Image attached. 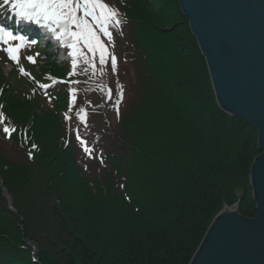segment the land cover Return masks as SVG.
I'll return each mask as SVG.
<instances>
[{
  "label": "trees",
  "instance_id": "1",
  "mask_svg": "<svg viewBox=\"0 0 264 264\" xmlns=\"http://www.w3.org/2000/svg\"><path fill=\"white\" fill-rule=\"evenodd\" d=\"M114 3L125 30L115 57L133 74L116 127L105 126L103 167L77 164L60 91L48 108L2 90L0 177L15 213L0 188V264H189L223 205L255 215L257 135L217 106L177 0Z\"/></svg>",
  "mask_w": 264,
  "mask_h": 264
},
{
  "label": "water",
  "instance_id": "2",
  "mask_svg": "<svg viewBox=\"0 0 264 264\" xmlns=\"http://www.w3.org/2000/svg\"><path fill=\"white\" fill-rule=\"evenodd\" d=\"M221 110L257 134L250 169L253 218L223 208L189 264H264V0H177ZM2 181L0 180V184Z\"/></svg>",
  "mask_w": 264,
  "mask_h": 264
},
{
  "label": "rangeland",
  "instance_id": "3",
  "mask_svg": "<svg viewBox=\"0 0 264 264\" xmlns=\"http://www.w3.org/2000/svg\"><path fill=\"white\" fill-rule=\"evenodd\" d=\"M12 2L13 0H9L8 3ZM78 2H80V0H78ZM13 11L14 8L12 7V4L6 6L2 2L0 3V16L2 19H6V16L12 14ZM82 15V11H77L78 17ZM85 19L87 20L89 26L92 28L93 31L95 29L99 32V30L95 27L92 17H86ZM42 23H47L52 28V30H57L55 33H58V39L62 38L59 35L63 31L62 28L57 27L54 23H52L51 20L43 19ZM71 31L75 32L77 31V29L73 27L71 28ZM97 35L100 37V41L105 44L106 50L108 51L107 38L101 32H99V34ZM42 37L43 36H41V38ZM63 38L65 40H63L64 44H67L66 47L62 44H59L61 46H57V43H55L57 42V40L55 37L52 36L54 42L53 44L46 42L45 38V40L43 41L35 40L32 42H28L25 45H22L23 47L20 46L21 48H19V45L15 44L12 48L9 46L7 50L5 49L4 51H0V79H3V83H0L1 94L2 90L6 88L8 89L6 93L8 92V95L11 97L16 96L20 102L29 101L30 99L40 97L36 94L34 90L35 85H44L46 83L50 84L54 82L52 72L50 71L53 69L52 67L54 66L56 70L59 71V69H61L65 65H69L72 62V55H69L70 50L72 48L69 47V45L72 44L73 38L70 35H64ZM62 46L64 48L62 50L59 49ZM49 47L50 49H47ZM28 48H30V52L25 53L24 50ZM9 49H16V51L10 54L8 51ZM84 51L88 53V59L86 58V55L82 53V60L86 58L87 61L92 62V60H94L95 64H98L97 71L94 72V77H97L98 79H104L105 77H109L110 73L108 71V67L110 66L108 65V63L110 62H108V60H110L111 57L106 56L105 62L101 63L98 52H89L88 49L85 47ZM12 55H15L17 59H11ZM120 67H124L120 69L118 73V77H121L122 79H119L118 83L116 82L114 84L113 89H109L107 85L101 84V88H99V90L95 89L92 95V100L89 102L88 106H86V104L82 101L84 100L85 93L83 83H79L76 86L72 87V90L78 93L73 94L71 99H67L68 107L65 112L69 113L68 109H70L72 126L77 125V132L83 134L89 140L88 142H86L83 138L80 141L83 150H91V139H94V141L98 140V145L106 146L108 144L106 140L110 137H108V134L105 130V126L107 124V127H111L112 129H114L117 124L119 110L125 108L126 98L129 93L128 83L130 80V76L133 74V71H131L130 65H126V63L122 59H120ZM91 77L94 78L92 75ZM114 77L115 76L113 75L112 79H114ZM79 80L80 79L77 77L76 79H74V81L78 82ZM86 84V86L90 88H95L92 85L93 83L86 82ZM3 97L4 95L2 94V97L0 98L3 99ZM38 101L43 105V107H46V105H48V108L52 107L49 105L50 102L47 101L45 98H42V100ZM100 109L102 111L101 116L95 118L92 116L89 118L91 112L95 113ZM102 116L103 118H106V120H102ZM64 119H66V117H64ZM90 119H92V122ZM80 122L83 124L80 125ZM88 135L91 139L88 137ZM81 147L76 144L74 146L76 152L73 148V153L77 155L78 160L81 161L83 166H92L93 168H95V166H93L94 162H92L87 156H85L84 152L86 151H83ZM6 205L7 209L9 210V205L7 201ZM10 208H13V206L10 205Z\"/></svg>",
  "mask_w": 264,
  "mask_h": 264
},
{
  "label": "snow or ice",
  "instance_id": "4",
  "mask_svg": "<svg viewBox=\"0 0 264 264\" xmlns=\"http://www.w3.org/2000/svg\"><path fill=\"white\" fill-rule=\"evenodd\" d=\"M8 2L9 0H4V3ZM12 7L17 9L16 14L24 19L44 18L51 20L57 27L63 29L62 35L72 36L73 44L69 47L73 48L74 51L69 55L74 57L73 67L76 66L75 56L80 54L77 45L82 44L89 52H98L101 63L105 62L106 56H110L111 69L116 70L117 58L107 53L105 44L100 41L96 31L92 30L85 19L86 17H92L95 27L104 34L108 42H111L112 33L108 30L109 25L119 28L121 21L118 11L111 9L102 0H80L78 3L75 0H13ZM77 11H82L83 15L78 17ZM73 27L77 31L72 32L71 28ZM2 31L0 29V32ZM4 36L7 38L5 43L8 39H22L21 37H12L11 33H4ZM8 51L11 54L16 49H9ZM11 59L16 60L17 57L12 55ZM12 131L14 130H10L8 127L3 128L6 138H10ZM33 148H35V145H33ZM28 158H33L31 151L28 153Z\"/></svg>",
  "mask_w": 264,
  "mask_h": 264
},
{
  "label": "bare ground",
  "instance_id": "5",
  "mask_svg": "<svg viewBox=\"0 0 264 264\" xmlns=\"http://www.w3.org/2000/svg\"><path fill=\"white\" fill-rule=\"evenodd\" d=\"M180 8V7H179ZM181 10V9H180ZM195 38V37H194ZM196 40V39H195ZM207 71H208V69H207ZM208 77H209V72H208ZM210 78V77H209ZM211 87H212V85H211ZM212 90H213V88H212ZM219 109H220V107H219ZM221 110V109H220ZM222 112H224L223 110H221ZM224 113H226V112H224ZM228 114V113H227ZM232 116V115H231ZM232 117H236V118H239V119H241L245 124H247L246 122H245V120L244 119H242V118H240V117H237V116H232ZM248 125V124H247ZM249 126V125H248ZM250 127V126H249ZM256 133V132H255ZM256 143H257V141H256ZM251 169V168H250ZM249 176H250V171H249ZM252 201H253V198H252ZM253 203H254V201H253ZM236 205V204H235ZM254 207H255V203H254ZM232 212L233 211H236V213L237 214H239L238 213V211L236 210V209H233V210H231ZM254 211H255V208H254ZM217 216V215H216ZM241 217H244V218H247V217H245V216H242V215H240ZM255 216V215H254ZM253 216V217H254ZM253 217H251V218H253ZM250 219V218H249ZM213 220H214V218L212 219V221H211V223L213 222Z\"/></svg>",
  "mask_w": 264,
  "mask_h": 264
}]
</instances>
